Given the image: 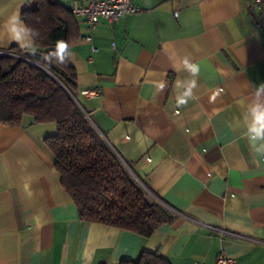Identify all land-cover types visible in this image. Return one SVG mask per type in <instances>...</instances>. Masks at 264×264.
Here are the masks:
<instances>
[{"label":"crops","instance_id":"0c3cea01","mask_svg":"<svg viewBox=\"0 0 264 264\" xmlns=\"http://www.w3.org/2000/svg\"><path fill=\"white\" fill-rule=\"evenodd\" d=\"M33 1L0 0V21ZM53 1L68 10L83 3ZM132 1L140 14L91 32L73 16L68 63L78 91L97 93L80 97L94 128L178 218L149 238L81 221L44 142L56 126L25 118L0 125V264H121L143 252L214 264L220 248L234 264H264V156L244 124L264 84V12L255 0ZM178 79L196 80L186 105L176 101Z\"/></svg>","mask_w":264,"mask_h":264},{"label":"trees","instance_id":"16d2710c","mask_svg":"<svg viewBox=\"0 0 264 264\" xmlns=\"http://www.w3.org/2000/svg\"><path fill=\"white\" fill-rule=\"evenodd\" d=\"M251 15V14H250ZM21 18L39 32L41 61L24 59L25 51L11 47L0 54V125L20 127L53 123L56 132L44 142L54 156L60 185L74 203L81 221L151 237L171 225L178 214L148 196L104 138L89 122L68 62L48 64L44 55L58 40L71 45L73 16L53 0H34ZM130 170L131 166L127 164ZM121 264H169L157 252L141 253Z\"/></svg>","mask_w":264,"mask_h":264},{"label":"clouds","instance_id":"9594fccd","mask_svg":"<svg viewBox=\"0 0 264 264\" xmlns=\"http://www.w3.org/2000/svg\"><path fill=\"white\" fill-rule=\"evenodd\" d=\"M39 32L29 27L21 18L19 10L8 15L6 19L0 21V48L7 47L15 43L22 50L30 55L37 54L36 39ZM73 53L70 51V45L65 40H58L54 49L44 55L43 59L51 64L53 61L64 64L71 60ZM182 64L192 76H198L200 68L198 64L193 63L188 57H184ZM197 86L196 80L184 81L177 80L176 101L178 105H186L188 100L193 97V89ZM163 90L165 83L159 85ZM253 99L247 105V113L244 118L245 136L249 141L254 153L264 156V84L255 86L252 91Z\"/></svg>","mask_w":264,"mask_h":264},{"label":"built area","instance_id":"2783aa9c","mask_svg":"<svg viewBox=\"0 0 264 264\" xmlns=\"http://www.w3.org/2000/svg\"><path fill=\"white\" fill-rule=\"evenodd\" d=\"M83 3L70 8V13L74 17L82 18L86 30L91 32L99 21L104 20L112 25L117 23L121 18L126 16L137 15L142 10L133 4L132 0H82ZM258 9L264 12V0H255ZM85 40H89L86 37ZM0 54L9 55L4 52ZM25 60L27 58H24ZM81 96L87 98H95L97 93L94 91L83 90ZM224 233V232H222ZM235 238L246 240L241 236L229 234ZM214 264H234V260L230 258L224 248H220Z\"/></svg>","mask_w":264,"mask_h":264},{"label":"water","instance_id":"95a60500","mask_svg":"<svg viewBox=\"0 0 264 264\" xmlns=\"http://www.w3.org/2000/svg\"><path fill=\"white\" fill-rule=\"evenodd\" d=\"M25 57L29 60L34 61L35 63H39L41 61V55L39 53H37L36 55H30L27 52L25 53ZM86 118L89 120V122L91 123L89 117L87 115H85ZM92 124V123H91ZM93 125V124H92Z\"/></svg>","mask_w":264,"mask_h":264},{"label":"rangeland","instance_id":"374dc122","mask_svg":"<svg viewBox=\"0 0 264 264\" xmlns=\"http://www.w3.org/2000/svg\"><path fill=\"white\" fill-rule=\"evenodd\" d=\"M127 169L130 171V173H131V170L129 169V167H127ZM132 174V173H131Z\"/></svg>","mask_w":264,"mask_h":264}]
</instances>
